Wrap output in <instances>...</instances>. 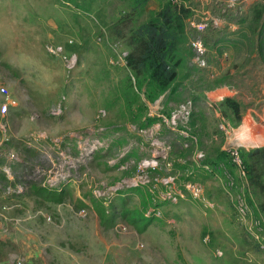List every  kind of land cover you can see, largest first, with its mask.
<instances>
[{
    "label": "rangeland",
    "instance_id": "rangeland-1",
    "mask_svg": "<svg viewBox=\"0 0 264 264\" xmlns=\"http://www.w3.org/2000/svg\"><path fill=\"white\" fill-rule=\"evenodd\" d=\"M131 1L0 0V87L14 100L0 115V264H264V232L251 235L221 172L203 166L218 150L264 146V64L252 17L264 0H241L238 12L223 0H188L198 15L222 17L203 36L208 66L193 60L186 21L177 94L152 103L113 33ZM162 1L149 2L134 25ZM220 94L241 104L235 128L217 107ZM147 118L154 123L142 127ZM215 165L235 177L233 194L243 189L258 216L228 153ZM189 182L201 186L199 199ZM38 188L66 193L56 203ZM100 206L115 214L112 226L100 223ZM132 214L148 219L144 229Z\"/></svg>",
    "mask_w": 264,
    "mask_h": 264
},
{
    "label": "trees",
    "instance_id": "trees-1",
    "mask_svg": "<svg viewBox=\"0 0 264 264\" xmlns=\"http://www.w3.org/2000/svg\"><path fill=\"white\" fill-rule=\"evenodd\" d=\"M154 0H132L130 11L125 16H121L115 21L113 33L122 38L127 47L124 57L128 71L138 79V85L144 86L145 97L149 102L156 101L160 96L173 99L177 93L175 80L178 76L179 68L185 63V44L188 39L186 34V20L192 15L191 7L184 4H174L170 0L159 3L157 10L144 22L135 24V17L144 12L149 2ZM264 4L254 6L252 10L253 25L259 26L254 37V52L258 60L264 64ZM263 19V20H262ZM262 20V23L259 21ZM242 23V20L239 21ZM209 35V34H208ZM216 39L217 35L214 34ZM205 37V36H204ZM205 42H207L205 40ZM214 43V41H213ZM187 76V74H185ZM223 83V79L216 80L215 85ZM217 107L221 115L227 118L232 127H237L242 120V110L240 102L234 97L225 96L218 103ZM194 114H191V117ZM157 120V119H156ZM154 119L147 118L142 121L143 126L154 123ZM193 123V121H191ZM242 160L245 165L249 187L257 198L255 207L258 215L264 220V146H257L249 149H240ZM227 153L218 150L214 157H206L204 164L212 165L222 162ZM214 169V167H212ZM66 188L68 186H65ZM36 193L46 200L60 203L64 199L66 189L51 192L38 188ZM123 203L125 199L122 198ZM122 215L129 213L122 210ZM115 214L111 211H104L100 206L99 221L104 226H112ZM137 214H132L128 220L134 226L145 227L148 219L140 220ZM137 226V227H138ZM138 227V228H139Z\"/></svg>",
    "mask_w": 264,
    "mask_h": 264
},
{
    "label": "built area",
    "instance_id": "built-area-1",
    "mask_svg": "<svg viewBox=\"0 0 264 264\" xmlns=\"http://www.w3.org/2000/svg\"><path fill=\"white\" fill-rule=\"evenodd\" d=\"M170 1L174 4H180L181 2H183L181 0ZM210 2H215V4H217L219 0H210ZM222 2V5L225 6V10L235 8V10L237 11L236 6L241 2V0H223ZM186 3L187 2L184 1L185 5ZM191 10L192 15L186 21L191 31L190 46L193 52V60L199 67H207L208 63L206 60V55L208 50L203 41V36L207 31L220 28L222 25V17L217 16L210 9L205 10L202 15H198L196 10L193 8H191ZM0 90V93H2L4 96L3 101L0 103V115L4 116L8 112L9 106L14 104V100L10 98V95L4 87H0ZM218 98L221 97L218 96ZM191 137L193 142L196 143V138L194 136ZM226 151L236 169L238 179L244 187H248V177L244 162L242 160L240 149L231 147L226 149ZM203 166L216 175L217 173L221 172L224 178L223 185L226 194L228 195L232 205L241 216V218H243L245 222L250 221L248 230L250 231L251 235L258 240L260 232H264V220L260 215L253 217L252 206L249 205L243 189L239 193L235 195L233 194L232 188L236 181L235 177L228 171H219L217 169V165L214 166V169H212L208 164H205ZM186 187L189 190L192 198L199 199L201 197V186L199 184L189 182L188 184H186ZM248 216L250 217L248 218Z\"/></svg>",
    "mask_w": 264,
    "mask_h": 264
},
{
    "label": "crops",
    "instance_id": "crops-1",
    "mask_svg": "<svg viewBox=\"0 0 264 264\" xmlns=\"http://www.w3.org/2000/svg\"><path fill=\"white\" fill-rule=\"evenodd\" d=\"M218 91H220V92H224V90H226V91H229L227 88H223V87H220L219 89H217ZM221 98H222V96H223V94H220L219 95ZM253 130H255V129H253ZM263 130V128H261V129H257L256 131H262ZM239 140H241L240 138H239Z\"/></svg>",
    "mask_w": 264,
    "mask_h": 264
},
{
    "label": "bare ground",
    "instance_id": "bare-ground-1",
    "mask_svg": "<svg viewBox=\"0 0 264 264\" xmlns=\"http://www.w3.org/2000/svg\"><path fill=\"white\" fill-rule=\"evenodd\" d=\"M216 93V92H215ZM244 139V138H243Z\"/></svg>",
    "mask_w": 264,
    "mask_h": 264
}]
</instances>
